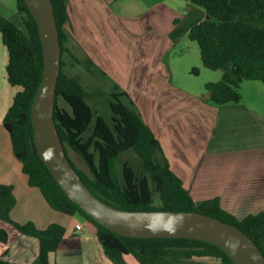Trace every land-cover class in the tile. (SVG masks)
<instances>
[{
    "label": "trees",
    "instance_id": "trees-1",
    "mask_svg": "<svg viewBox=\"0 0 264 264\" xmlns=\"http://www.w3.org/2000/svg\"><path fill=\"white\" fill-rule=\"evenodd\" d=\"M51 1L61 44L54 121L69 161L89 189L103 201L126 210H188L214 216L243 230L264 254V208L237 212V205L223 203L218 193L196 189L199 197L195 196L192 193L195 190L187 188L170 168L154 132L141 118L133 100L118 90V85L108 92V118L88 102L92 93L85 90L77 76L64 70L67 51L64 25L70 22L68 0ZM187 1L195 8L173 19L169 37L175 41L187 34L197 42L202 64L222 70L219 81L205 84L210 101L220 106L238 103L241 99L238 88L243 79L264 82V0ZM15 4L18 21L0 13L1 39L8 52L7 80L20 87L3 118V126L29 185L40 190L52 209L68 215L79 213L92 222L103 252L112 264H128V256L139 264H170L171 259L194 256H209L220 264H234L222 249L206 241L120 235L91 218L63 192L33 143L30 108L42 77V48L25 1L15 0ZM70 57L88 72L95 67L99 73H105L89 56L83 61L74 54ZM68 149L78 154L86 171L75 166ZM130 151L133 155H123ZM197 172L194 181L200 180ZM14 204L12 186L0 184V220L38 239L39 251L31 264H50L49 256L58 248L64 227L51 223L39 229L30 221L14 222L10 217ZM7 241V231L0 228V242ZM4 255L0 256V264H10Z\"/></svg>",
    "mask_w": 264,
    "mask_h": 264
},
{
    "label": "rangeland",
    "instance_id": "rangeland-1",
    "mask_svg": "<svg viewBox=\"0 0 264 264\" xmlns=\"http://www.w3.org/2000/svg\"><path fill=\"white\" fill-rule=\"evenodd\" d=\"M75 5L87 10L79 15L86 44L64 25L69 51L64 70L92 93L88 102L108 118V92L118 85L152 128L171 169L187 188L194 187L195 196L196 189L219 193L223 203L237 205V212L264 208V82L243 79L238 103L210 101L205 84L219 81L222 70L202 64L198 44L187 34L175 41L169 37L173 19L195 6L187 0H81ZM0 13L19 20L15 0H0ZM71 53L82 61L91 53L105 73L95 67L88 72ZM67 152L77 168L87 170L76 152ZM196 161L200 182H191ZM209 181L212 185L203 189ZM178 263L220 264L209 256L170 260Z\"/></svg>",
    "mask_w": 264,
    "mask_h": 264
},
{
    "label": "water",
    "instance_id": "water-1",
    "mask_svg": "<svg viewBox=\"0 0 264 264\" xmlns=\"http://www.w3.org/2000/svg\"><path fill=\"white\" fill-rule=\"evenodd\" d=\"M37 26L42 77L30 116L33 143L63 192L102 226L128 237L187 238L222 249L234 264H264V254L243 230L214 216L188 210H126L98 198L69 161L54 121L61 44L51 0H24Z\"/></svg>",
    "mask_w": 264,
    "mask_h": 264
},
{
    "label": "crops",
    "instance_id": "crops-1",
    "mask_svg": "<svg viewBox=\"0 0 264 264\" xmlns=\"http://www.w3.org/2000/svg\"><path fill=\"white\" fill-rule=\"evenodd\" d=\"M80 2L81 0H68V10L70 8L75 10V13L69 14L68 27L73 31L74 38L81 44H86L85 29L79 15L81 11L87 13V10L76 7L75 3ZM88 55L95 62L92 54ZM7 61V48L0 34V184L12 186L15 204L10 211L11 219L20 224L30 221L39 229H45L51 223H58L64 227L65 231L58 248L49 256L50 264H112L103 252L97 238V229L92 222L79 213L68 215L52 209L40 190L29 185L28 176L23 172L21 162L13 154L9 133L3 126V118L12 104L14 95L20 90L19 86L11 85L7 80L5 70ZM197 163L196 161L193 166L195 170L192 176L189 173L191 182L199 166ZM169 165L171 168L170 163ZM210 171L215 173L214 169ZM244 172L248 173L249 170L245 169ZM211 182L203 183V189L212 185ZM189 189H192V186ZM76 223L81 224V229L75 228ZM0 228L8 233L7 243L0 242V256L4 253L3 258L10 264H31L39 251L38 239L21 233L13 225L2 220ZM127 262L139 264L131 256L127 257Z\"/></svg>",
    "mask_w": 264,
    "mask_h": 264
},
{
    "label": "built area",
    "instance_id": "built-area-1",
    "mask_svg": "<svg viewBox=\"0 0 264 264\" xmlns=\"http://www.w3.org/2000/svg\"><path fill=\"white\" fill-rule=\"evenodd\" d=\"M75 228H76L77 230L81 229V224H80V223H76V224H75Z\"/></svg>",
    "mask_w": 264,
    "mask_h": 264
}]
</instances>
